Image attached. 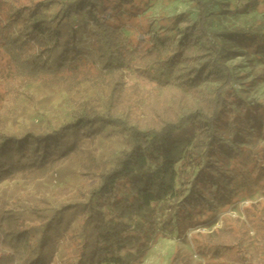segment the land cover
I'll use <instances>...</instances> for the list:
<instances>
[{"label":"trees","instance_id":"16d2710c","mask_svg":"<svg viewBox=\"0 0 264 264\" xmlns=\"http://www.w3.org/2000/svg\"><path fill=\"white\" fill-rule=\"evenodd\" d=\"M130 3L137 6L135 0ZM193 3L196 19L187 21L179 36H154L144 48L127 38L105 0H34L23 13L13 6L1 11L0 47L11 77L0 98V183L39 181L78 162L91 182L80 191L78 203L82 230L86 234L89 228L90 236L83 234L76 242L74 264L142 262L152 243L192 222V212L217 174L218 154L232 151L217 130L231 113L224 95L233 80L228 62L247 50L264 59V31L211 30L208 23L211 17L220 21L227 14H248L257 2L221 3L225 18L205 0ZM260 52L263 57L257 56ZM124 67L150 82L173 85L174 98L152 95L140 117L130 116L117 93ZM207 82L215 85L206 90ZM32 85L66 93L64 120L53 125L32 118L12 131L9 124L24 113L20 102L31 98ZM232 98L243 113L232 142L237 144L249 128L264 141V113L247 108L234 93ZM115 131L120 149L103 143ZM74 208L75 203L53 208L42 199L28 216L17 203L1 207L0 264H49L51 232L61 224L59 217Z\"/></svg>","mask_w":264,"mask_h":264},{"label":"rangeland","instance_id":"374dc122","mask_svg":"<svg viewBox=\"0 0 264 264\" xmlns=\"http://www.w3.org/2000/svg\"><path fill=\"white\" fill-rule=\"evenodd\" d=\"M34 0H0V14L3 8L13 6L22 8ZM114 19L135 47L148 46L154 36L177 32L179 36L184 24L194 22L197 9L193 0H135L137 6L131 7L132 0H105ZM210 10L225 18L220 11L221 3H243L246 0H205ZM257 5L248 14L231 16L216 20L209 19L211 30L222 26L253 28L264 31V0H256ZM55 12V7L50 8ZM77 30V26L74 27ZM84 38V36H82ZM81 38V39H82ZM251 50L229 61L228 66L233 80L224 95L231 113L221 118L217 130L232 151L218 154L217 174L209 181L208 191H204L201 205L192 212V222H185L159 238L150 245L139 264H264V141L261 135L249 128L232 142L233 135L242 128L237 116L243 114L232 98L245 103L247 108L264 113V59L254 57ZM257 55V54H256ZM257 56L263 57L262 52ZM124 82L117 85V93L125 112L140 117L147 100L152 95L168 93L174 98V86L159 85L146 80L137 72L124 67ZM11 77L9 61L0 47V98L3 83ZM215 83L207 82L206 90ZM27 98L20 102L23 112L16 123H10V130H17L32 118L47 119L53 125L64 120L67 109L66 93L59 89H45L30 86ZM188 98L190 93L186 92ZM187 110V108H186ZM112 132L103 140L105 146L120 149V137ZM221 151V150H220ZM111 158V154L109 153ZM78 162H72L67 169L50 178L39 181L22 179L6 180L0 183V208H11L17 203L26 215L30 208L40 200H47L53 208L65 203H75V208L60 216L61 224L51 232L53 254L49 264H74L77 257L76 243L84 233L82 230V211L80 191L91 182L81 174ZM195 168L193 175L197 172ZM212 177V176H211ZM213 182V183H212ZM188 183L184 195L188 194ZM32 222V219H30ZM74 234L72 239L70 235ZM86 236H90L89 228ZM79 242V241H78ZM241 247V248H240ZM48 246L44 250L48 251Z\"/></svg>","mask_w":264,"mask_h":264}]
</instances>
